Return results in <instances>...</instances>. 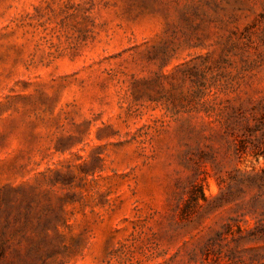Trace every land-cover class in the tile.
Instances as JSON below:
<instances>
[{
	"label": "rangeland",
	"instance_id": "1",
	"mask_svg": "<svg viewBox=\"0 0 264 264\" xmlns=\"http://www.w3.org/2000/svg\"><path fill=\"white\" fill-rule=\"evenodd\" d=\"M0 264H264V0H0Z\"/></svg>",
	"mask_w": 264,
	"mask_h": 264
}]
</instances>
